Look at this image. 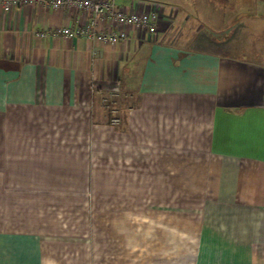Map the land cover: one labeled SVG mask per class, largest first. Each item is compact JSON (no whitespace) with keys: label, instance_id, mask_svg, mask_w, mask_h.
<instances>
[{"label":"crops","instance_id":"0c3cea01","mask_svg":"<svg viewBox=\"0 0 264 264\" xmlns=\"http://www.w3.org/2000/svg\"><path fill=\"white\" fill-rule=\"evenodd\" d=\"M115 2L128 13L160 4L156 34L128 27L115 46L40 37L87 15L0 9V125L15 126L0 133V156L31 155L34 137L18 128L32 118L92 124L117 151L103 170L118 180L104 188L127 206L108 225L123 255L100 264H264V0ZM0 264L61 261L47 260L45 233L0 230Z\"/></svg>","mask_w":264,"mask_h":264},{"label":"rangeland","instance_id":"374dc122","mask_svg":"<svg viewBox=\"0 0 264 264\" xmlns=\"http://www.w3.org/2000/svg\"><path fill=\"white\" fill-rule=\"evenodd\" d=\"M110 104L109 98L100 101L109 108V123L116 127L122 122ZM113 118L118 122L113 123ZM32 121L18 128L24 136L34 137L25 142L31 155L0 156V230L45 233L51 262L55 256L61 264H100L104 256L123 255L115 246L122 237L109 233L112 228L108 225L127 206L119 210L118 201L125 203L124 197L116 189L104 188L118 180L117 172L103 170L108 153L113 152L115 157L110 159L117 160L116 149L107 146L101 129L92 124L73 125L64 115L52 120L47 117L45 123ZM14 127L0 125V133L12 132ZM18 173L28 176V188H17ZM38 176L45 180V188L37 187ZM125 241L133 244V236Z\"/></svg>","mask_w":264,"mask_h":264},{"label":"built area","instance_id":"2783aa9c","mask_svg":"<svg viewBox=\"0 0 264 264\" xmlns=\"http://www.w3.org/2000/svg\"><path fill=\"white\" fill-rule=\"evenodd\" d=\"M42 5L46 8H77L87 15V20L76 28L72 26L53 28L51 31L41 32L40 37L50 34L53 37L73 38L81 37L95 40L101 44L115 46L119 41L128 37L126 28L156 34L160 16V4L152 3L151 9L144 12H126L116 5L115 0H0V9L8 13L15 8ZM100 22H109L123 27L120 30L99 28ZM113 123L118 119L113 118Z\"/></svg>","mask_w":264,"mask_h":264}]
</instances>
